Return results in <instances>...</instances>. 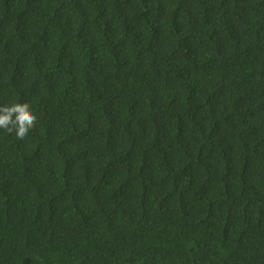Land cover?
<instances>
[{"label":"trees","instance_id":"trees-1","mask_svg":"<svg viewBox=\"0 0 264 264\" xmlns=\"http://www.w3.org/2000/svg\"><path fill=\"white\" fill-rule=\"evenodd\" d=\"M0 264H264V0H0Z\"/></svg>","mask_w":264,"mask_h":264},{"label":"clouds","instance_id":"clouds-1","mask_svg":"<svg viewBox=\"0 0 264 264\" xmlns=\"http://www.w3.org/2000/svg\"><path fill=\"white\" fill-rule=\"evenodd\" d=\"M37 120L28 102L0 105V129L8 134L15 133L17 139L27 138L30 130L35 129Z\"/></svg>","mask_w":264,"mask_h":264}]
</instances>
